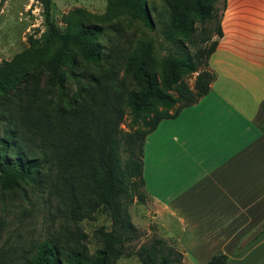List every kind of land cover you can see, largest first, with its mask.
Returning <instances> with one entry per match:
<instances>
[{"label":"trees","instance_id":"obj_1","mask_svg":"<svg viewBox=\"0 0 264 264\" xmlns=\"http://www.w3.org/2000/svg\"><path fill=\"white\" fill-rule=\"evenodd\" d=\"M42 3L51 35L61 42V49L54 58L51 73L62 67L70 46L82 47L88 56L98 62L100 53L89 44L93 31L79 35L60 32L52 20V1ZM117 1V0H115ZM140 17L144 27L155 31V22L147 9V0H125ZM197 20L202 26L212 24L218 10L217 0H194ZM227 0H223V11ZM222 13L216 28L218 38L223 36ZM173 24L183 38L192 42L195 28L185 18L173 13ZM218 46V40L209 48L195 54L170 58L163 77L153 73L148 63L150 46L138 51L140 58L132 65L138 77V89H128L120 80L119 66L106 75L90 77L79 88L77 96L67 106L53 109L30 110L24 114L23 131L6 129L0 138V181L7 192L20 189L21 183L33 181L44 166L57 171L56 201L66 236L73 244L72 250L62 255L57 246H44L31 264H119L126 246L137 238V230L124 208L130 191L145 186L144 147L146 138L163 120L174 119L181 111L198 103L210 90L215 73L209 61ZM197 74L195 85L190 88L185 78ZM52 83V82H51ZM175 108L173 114L169 113ZM130 110L143 127L124 132L122 125ZM6 110L0 106V121H5ZM30 143H25L26 138ZM123 151L127 159L123 161ZM104 212L111 221L110 230L101 228L95 237L101 245L95 258L88 254L87 235L78 225L94 214ZM6 223L0 218V241ZM5 246L0 247V258L7 256ZM142 264H179L183 255L176 253L161 239L138 251ZM64 259V260H63ZM228 256H213L207 264H227Z\"/></svg>","mask_w":264,"mask_h":264},{"label":"rangeland","instance_id":"obj_2","mask_svg":"<svg viewBox=\"0 0 264 264\" xmlns=\"http://www.w3.org/2000/svg\"><path fill=\"white\" fill-rule=\"evenodd\" d=\"M51 1L52 20L60 32L71 36L94 32L89 44L99 51L100 60L95 62L82 47L73 45L67 50L62 67L52 74V63L62 45L51 35L42 3L0 0V106L6 110L5 121H0V138L6 129L22 132L26 112L67 106L90 77L106 75L117 66L119 79L127 88L138 89L139 80L131 64L140 58L138 51L143 46H150V69L162 78L172 56L195 54L218 39L216 28L223 12V0H217L214 5L218 12L213 23L202 26L197 20L194 0H147L146 6L156 27L150 31L125 0ZM173 13L187 19L195 28L192 42L186 41L175 29ZM196 77L197 74L185 78L192 89ZM174 112L175 108L169 111ZM140 127L143 122L135 120L128 110L123 131ZM24 137L25 143H30L26 133ZM122 159H127L124 151ZM57 175L53 167L44 166L33 181L21 183L20 189L14 192L4 191L0 181V218L6 223L0 247L8 250L7 256L0 258V264H31L47 245L59 247L63 256L72 250L73 244L66 236L58 211L54 188ZM124 208L137 230V238L127 244V255L119 264H142L138 251L159 239L174 250L175 258L178 253L182 254L157 224L156 206L145 186L130 191ZM78 225L87 235L88 254L95 258L101 249L95 232L101 228L110 230V217L100 212ZM189 263L183 256L179 264Z\"/></svg>","mask_w":264,"mask_h":264},{"label":"crops","instance_id":"obj_3","mask_svg":"<svg viewBox=\"0 0 264 264\" xmlns=\"http://www.w3.org/2000/svg\"><path fill=\"white\" fill-rule=\"evenodd\" d=\"M210 92L144 147L155 219L189 264H264V0H227Z\"/></svg>","mask_w":264,"mask_h":264}]
</instances>
